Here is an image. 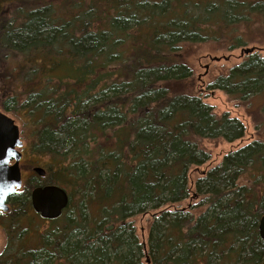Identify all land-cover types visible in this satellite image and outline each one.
Returning a JSON list of instances; mask_svg holds the SVG:
<instances>
[{
    "label": "trees",
    "instance_id": "1",
    "mask_svg": "<svg viewBox=\"0 0 264 264\" xmlns=\"http://www.w3.org/2000/svg\"><path fill=\"white\" fill-rule=\"evenodd\" d=\"M0 1L19 6L12 20L0 18V61L20 58L2 73V92L16 84L4 110L29 117L30 150L52 160L69 196L38 248L2 264H264V141L191 178L210 159L201 141L232 143L245 127L214 114L182 54L252 14L264 29L263 0ZM253 50L206 89L264 93V58ZM193 197L203 208L195 215L182 206ZM136 216L150 217L145 242Z\"/></svg>",
    "mask_w": 264,
    "mask_h": 264
},
{
    "label": "rangeland",
    "instance_id": "2",
    "mask_svg": "<svg viewBox=\"0 0 264 264\" xmlns=\"http://www.w3.org/2000/svg\"><path fill=\"white\" fill-rule=\"evenodd\" d=\"M0 6V18L4 21L12 20L15 9L19 7L15 1H6L4 3L0 1ZM248 19L247 23L237 24L234 26V29L223 32L222 36H218L216 40L210 39L183 45L182 54L184 55V61L192 68V72L194 73L197 94L203 98L205 103L213 108L216 116L227 114L230 118L240 121L245 127L244 137L232 143H228L222 139L201 141L200 146L207 152L210 159L205 165L192 169L190 175L192 179L201 176V173L206 168L209 169L219 165L223 156L230 151L239 149L252 141H264V93L240 99L229 97L220 90L209 91L206 89L208 83L215 80L218 76L227 74L229 69L242 63L247 58L246 54L242 55L241 53L243 48H253V54L264 58V29L258 25L261 21L255 14L249 15ZM235 36H242L243 40L246 41L245 44L242 43L244 46H235V41L232 42ZM19 59L9 57L4 61H0V112L12 118L20 131V139L23 142L21 169L22 173H24L25 182L22 188L23 193L19 197L22 203H27L28 200L24 194L26 193L25 190L30 192L36 181L30 177V169L27 165L31 163L37 167L46 169L49 174L43 179L44 182L54 180L56 174L49 168L52 160L48 156L40 158L32 153L29 148L34 132L28 122L29 117L25 116L21 110H17V107L12 105L9 106L10 110L8 112L4 110L3 105L7 98L16 91V84L10 82L7 92H2V88H6V83L9 81V78L2 77V73H4L5 69L10 72L16 69ZM200 80L204 84L203 86L198 84ZM194 197L187 199L182 206L184 208L187 207V210L195 215L203 208L198 204L199 198ZM187 203L188 206H186ZM15 214L12 211V215L14 216L13 222L10 225H4L5 229L1 234L0 264H2L1 261L17 255L21 247L28 253L36 250L40 245L41 234L49 231L54 226H58L56 223V225H52L49 221L47 222L42 219L30 207L23 210L22 215H25L18 219ZM70 216L71 219L74 218V214ZM149 218V216H136L132 219L141 242H145L147 239V221ZM18 230L20 233H17ZM16 238H20L18 245L15 243Z\"/></svg>",
    "mask_w": 264,
    "mask_h": 264
},
{
    "label": "water",
    "instance_id": "3",
    "mask_svg": "<svg viewBox=\"0 0 264 264\" xmlns=\"http://www.w3.org/2000/svg\"><path fill=\"white\" fill-rule=\"evenodd\" d=\"M21 147L18 126L12 118L0 112V210L3 212L8 210L5 204L7 197L22 186L19 168ZM4 160L7 161L6 164L3 163ZM11 160H14V163L10 165ZM34 171L43 176V170L37 168ZM67 205L68 196L58 186L36 188L31 192V206L43 219H57ZM257 230L259 238L264 242V215L259 220Z\"/></svg>",
    "mask_w": 264,
    "mask_h": 264
},
{
    "label": "flooded vegetation",
    "instance_id": "4",
    "mask_svg": "<svg viewBox=\"0 0 264 264\" xmlns=\"http://www.w3.org/2000/svg\"><path fill=\"white\" fill-rule=\"evenodd\" d=\"M19 137H20V131H19ZM21 142H22V140H21ZM22 149H23V142H22V147L19 150V152L21 154V158L19 160V168H20V173H21L22 186H21L20 189L16 190L12 195L7 197L5 204L8 207V210L5 211V212L0 210V240H1L2 231L5 229L4 225H6V226L10 225L13 222L14 216L12 215V211H14L16 213L15 215L18 214V211H21V213L23 212L22 210H18V204H17V203L21 202V198L19 197V195H21L23 193L22 192V188H23V185H24V182H25L24 173H22V169H21L22 159H23ZM12 163H14V160H11L9 162L10 165ZM27 166L30 169V171H29L30 177H32L33 179L36 180L35 181V185H33L34 187H33V189L30 192L25 190L26 192H28V195L26 193H24L25 196L27 197V200H28V203H29V206H30L31 210H33L32 206H31V192L34 189H36V188H44V187H47V186H58L59 188H62L66 192V194L68 196V192L64 189V187L57 185L54 182V180H49V181H45V182L43 181V179H45L48 176V174H49L46 169L41 168V167H37V166H35V165L31 164V163H29ZM37 168L43 170V176L38 175L34 171V169H37ZM14 203L16 204V206L14 205ZM21 204H22V202H21ZM68 204H69V196H68ZM67 207H68V205H67ZM66 208L63 210L62 214L57 219L62 217V215H63L64 211L66 210ZM33 212L36 213L34 210H33ZM19 215L20 214H18V216ZM37 215H39V214H37ZM44 220H46L47 222L48 221H53V220H47V219H44ZM54 220H56V219H54Z\"/></svg>",
    "mask_w": 264,
    "mask_h": 264
},
{
    "label": "snow or ice",
    "instance_id": "5",
    "mask_svg": "<svg viewBox=\"0 0 264 264\" xmlns=\"http://www.w3.org/2000/svg\"><path fill=\"white\" fill-rule=\"evenodd\" d=\"M3 163H5V164H6V163H7V161H6V160H4V161H3Z\"/></svg>",
    "mask_w": 264,
    "mask_h": 264
}]
</instances>
